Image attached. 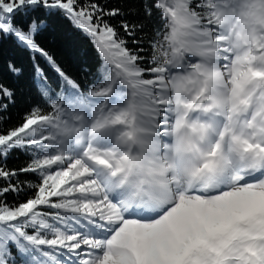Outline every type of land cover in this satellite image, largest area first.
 Here are the masks:
<instances>
[{"label": "snow or ice", "instance_id": "1", "mask_svg": "<svg viewBox=\"0 0 264 264\" xmlns=\"http://www.w3.org/2000/svg\"><path fill=\"white\" fill-rule=\"evenodd\" d=\"M40 9L92 43L91 82L38 42L46 20L21 19ZM137 12L0 0V37L59 78L34 64L39 101L0 128V264H264V0H143L145 19L125 18ZM15 102L0 83V113ZM15 150L30 157L18 170Z\"/></svg>", "mask_w": 264, "mask_h": 264}, {"label": "trees", "instance_id": "2", "mask_svg": "<svg viewBox=\"0 0 264 264\" xmlns=\"http://www.w3.org/2000/svg\"><path fill=\"white\" fill-rule=\"evenodd\" d=\"M99 2L108 8H122L126 12L128 9H137V14H127L125 18L129 21L137 22L145 19L142 12L143 0H99ZM32 16L46 20L48 25L42 34L37 36L38 42L54 56L57 63L67 73L74 78L91 82L101 61L88 38L59 13L49 14L40 9L33 12L29 17L21 19L30 20ZM120 19L121 17H116L111 22L115 24ZM129 47H135V45L130 43ZM144 47L146 49L145 55L150 57L151 49L148 48L147 43ZM9 64L20 69V74L17 75L9 71ZM34 64H38L44 70L49 81L55 86L59 78L45 59L36 56L34 60L33 53L21 47L14 38L0 37V83L14 90L16 101L14 105H9L6 112L0 113L4 117L3 121L0 122V128L19 124L24 113L39 101L35 86ZM29 161L30 157L25 152L15 150L7 157L5 163L7 168L18 170L25 167ZM18 179L22 183L25 181L39 182L33 174H21ZM26 191L27 195L30 196L34 190L26 189ZM19 198L24 199V194H21ZM8 200H12V195L8 196Z\"/></svg>", "mask_w": 264, "mask_h": 264}]
</instances>
